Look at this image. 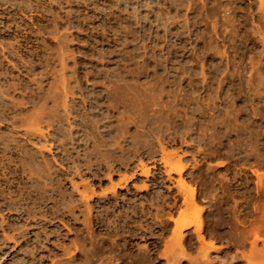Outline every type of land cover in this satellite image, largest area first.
<instances>
[{"label": "rangeland", "instance_id": "374dc122", "mask_svg": "<svg viewBox=\"0 0 264 264\" xmlns=\"http://www.w3.org/2000/svg\"><path fill=\"white\" fill-rule=\"evenodd\" d=\"M0 264H264V0H0Z\"/></svg>", "mask_w": 264, "mask_h": 264}, {"label": "bare ground", "instance_id": "6f19581e", "mask_svg": "<svg viewBox=\"0 0 264 264\" xmlns=\"http://www.w3.org/2000/svg\"><path fill=\"white\" fill-rule=\"evenodd\" d=\"M180 169L182 170V168H180ZM181 170H180V171H181ZM180 171H179V172H180ZM182 184H183V188H184V187H185V184H184V183H182ZM182 184H181V185H182ZM189 191H190L189 193H190V195H191V196H190L191 199L194 200V199H195V198H194V197H195V189H190ZM197 210L200 211L199 209H197ZM198 223H199V222H198ZM199 224H200V223H199ZM197 225H198V224H197ZM201 226H202V225H201ZM183 227H184V225L181 226V228H183ZM199 231H200V230H199ZM242 233H243V232H242ZM241 235H242V234H241ZM245 235H246V234H245ZM245 235H243V236H245ZM245 237H246V236H245ZM257 237H258V236H257ZM238 238H239V237H238ZM243 240H244V237H243ZM257 240H258V239H257ZM257 240H256V241H257ZM240 241H241V240H240ZM254 241H255V240H254ZM253 243L255 244L256 242H253ZM254 244L252 245V247L255 246ZM241 245H242V244H241ZM210 246H211V248H214L213 243L210 244ZM255 249H256V248H255ZM256 251H257V250H256ZM256 251L254 250L253 252H256ZM251 252H252V250H251ZM256 253H258V252H256ZM253 254H254V253H253ZM207 255H208V254H207ZM207 255L205 256V258L207 257ZM244 255H245V253H244ZM254 255H255V254H254ZM248 256L250 257V255H246V256H244V257H248ZM185 257H186V255H185ZM244 257H243V258H244ZM198 258H199V257H198ZM227 258H228V257H227ZM227 258H226V259H227ZM238 258H239V257H238ZM206 259H207V258H206ZM246 259H247V258H246ZM248 259H249V258H248ZM248 259H247V260H248ZM251 259H252V255H251ZM251 259H250V260H251ZM198 260H199V259H198ZM254 260H255V259H254ZM200 261H201V259H200ZM193 262H195V261H193ZM209 262H210V260H209ZM191 263H192V262H191ZM201 263H204V262L202 261ZM211 263H212V262H211ZM230 263H231V262H230Z\"/></svg>", "mask_w": 264, "mask_h": 264}]
</instances>
